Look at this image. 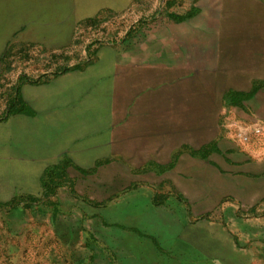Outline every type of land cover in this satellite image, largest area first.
Returning <instances> with one entry per match:
<instances>
[{"label": "rangeland", "instance_id": "1", "mask_svg": "<svg viewBox=\"0 0 264 264\" xmlns=\"http://www.w3.org/2000/svg\"><path fill=\"white\" fill-rule=\"evenodd\" d=\"M45 1L0 0V264H264V184L225 175L217 155L178 192L83 177L66 153L39 182L26 175L34 146H69L91 106L126 91V58L132 92L161 75L194 92L210 130L196 145L264 146V96H241L264 76V0ZM225 90L240 95L217 116Z\"/></svg>", "mask_w": 264, "mask_h": 264}, {"label": "crops", "instance_id": "2", "mask_svg": "<svg viewBox=\"0 0 264 264\" xmlns=\"http://www.w3.org/2000/svg\"><path fill=\"white\" fill-rule=\"evenodd\" d=\"M62 1L65 2L59 0L58 3ZM133 67L135 62L126 58V91L119 92L116 86L106 102L91 106L87 113L90 116L88 124H78L76 129V132L84 133L83 136L77 137L69 146L54 142L33 147V156L26 161L28 179L39 182L45 170L55 165L61 155L66 153L74 169L83 177L113 175L116 181L126 179V187L146 184L147 179L153 177L160 183H169V187L178 192L181 190L180 180L194 181L196 164L213 167L212 163L215 162L211 157L217 155L229 169L225 175H243L246 178L250 175L254 181L264 184L263 145L257 141L252 149L244 147L239 150L232 147L226 150L225 146L222 148L221 143H227L224 140H210L196 145V133L204 137L210 130L201 123L196 124L194 92L179 93L178 77L162 75L151 83L155 86L146 83V87L141 85L132 92L130 76ZM167 84H170V90L164 88ZM251 85L246 94L254 93L250 102H259L264 96V76L254 78ZM225 93L226 90L220 97L222 107L216 113L217 116L228 106L224 99ZM261 112L264 109L257 108L255 114L262 118ZM199 115H211L210 101L206 106L202 104L199 107ZM43 120L45 124L50 123L48 118ZM260 122L264 124V118ZM222 126L220 123L217 125L220 137L224 136L223 131L225 133ZM36 129L40 130V127ZM213 149L215 151L211 152ZM181 194L186 198L189 195L185 191H181ZM91 200L95 201L93 197ZM202 200L204 202L205 199Z\"/></svg>", "mask_w": 264, "mask_h": 264}, {"label": "trees", "instance_id": "3", "mask_svg": "<svg viewBox=\"0 0 264 264\" xmlns=\"http://www.w3.org/2000/svg\"><path fill=\"white\" fill-rule=\"evenodd\" d=\"M253 94L254 93H252V94H246V93H241V96L243 97L242 98V101H245V100H249V99H251L252 97H253ZM238 95H240V94H235V93H233V92H230V93H228V94H226V96H225V101H226V104L229 106L230 104H231V102H232V100H233V97H235V96H238ZM240 99H237L236 98V101L238 102ZM47 177V176H46ZM48 178V177H47ZM56 184V182L54 181V179H52L50 182H44L43 183V188H44V193H46L47 192V190H48V188H49V185L50 184Z\"/></svg>", "mask_w": 264, "mask_h": 264}, {"label": "built area", "instance_id": "4", "mask_svg": "<svg viewBox=\"0 0 264 264\" xmlns=\"http://www.w3.org/2000/svg\"><path fill=\"white\" fill-rule=\"evenodd\" d=\"M260 132V130L258 129H255L254 133L258 134ZM241 136L244 138V140H247V136H248V133L247 132H244L241 134Z\"/></svg>", "mask_w": 264, "mask_h": 264}]
</instances>
